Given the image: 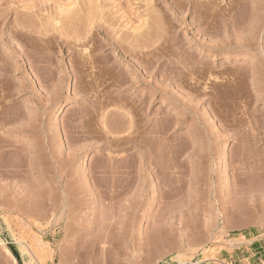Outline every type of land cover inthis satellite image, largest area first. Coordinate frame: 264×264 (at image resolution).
I'll list each match as a JSON object with an SVG mask.
<instances>
[{
  "label": "rangeland",
  "instance_id": "374dc122",
  "mask_svg": "<svg viewBox=\"0 0 264 264\" xmlns=\"http://www.w3.org/2000/svg\"><path fill=\"white\" fill-rule=\"evenodd\" d=\"M0 240V264L263 261L264 0H0Z\"/></svg>",
  "mask_w": 264,
  "mask_h": 264
},
{
  "label": "bare ground",
  "instance_id": "6f19581e",
  "mask_svg": "<svg viewBox=\"0 0 264 264\" xmlns=\"http://www.w3.org/2000/svg\"><path fill=\"white\" fill-rule=\"evenodd\" d=\"M127 115H128V114H127ZM103 124H104V123H103ZM103 130H104V129H103ZM133 141H134V140H133ZM138 141H139V140H138ZM0 245H3V242H2L1 240H0ZM192 252H193V251H192ZM38 254H39V253H38ZM35 256H36V255H35ZM181 256H182V257H183V256L186 257L187 255L185 256V255L180 254L179 257L181 258ZM36 257H37V256H36ZM41 258H42V257H41ZM188 258H189V257H188ZM202 260H204V259H202ZM206 260H208V259H206ZM181 263H182V262H181ZM185 263H186V262H185ZM183 264H184V262H183Z\"/></svg>",
  "mask_w": 264,
  "mask_h": 264
},
{
  "label": "built area",
  "instance_id": "2783aa9c",
  "mask_svg": "<svg viewBox=\"0 0 264 264\" xmlns=\"http://www.w3.org/2000/svg\"><path fill=\"white\" fill-rule=\"evenodd\" d=\"M221 264H233V263H229V262H222ZM259 264H264V260L260 261Z\"/></svg>",
  "mask_w": 264,
  "mask_h": 264
}]
</instances>
